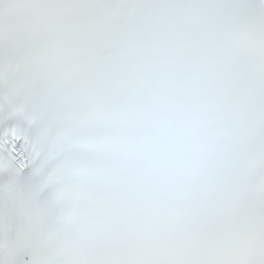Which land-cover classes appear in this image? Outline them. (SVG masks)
<instances>
[{"label":"clouds","instance_id":"clouds-1","mask_svg":"<svg viewBox=\"0 0 264 264\" xmlns=\"http://www.w3.org/2000/svg\"><path fill=\"white\" fill-rule=\"evenodd\" d=\"M204 2L0 0V93L39 85L145 198L211 211L250 160L264 177V82L221 54ZM262 233L264 199H246L216 258Z\"/></svg>","mask_w":264,"mask_h":264},{"label":"snow or ice","instance_id":"snow-or-ice-1","mask_svg":"<svg viewBox=\"0 0 264 264\" xmlns=\"http://www.w3.org/2000/svg\"><path fill=\"white\" fill-rule=\"evenodd\" d=\"M204 7L221 54L264 82V0ZM254 197L264 199L258 159L213 210L171 215L39 85L0 94V264H264V233L216 258L239 207Z\"/></svg>","mask_w":264,"mask_h":264}]
</instances>
